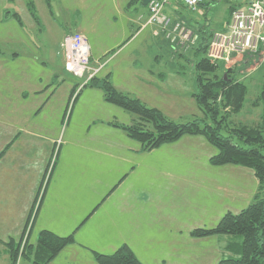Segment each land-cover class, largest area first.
<instances>
[{"label": "crops", "instance_id": "obj_1", "mask_svg": "<svg viewBox=\"0 0 264 264\" xmlns=\"http://www.w3.org/2000/svg\"><path fill=\"white\" fill-rule=\"evenodd\" d=\"M143 1L0 0V264H12L4 242L21 239L28 225L31 244L44 229L73 235L49 264H99L96 252L123 245L144 264H193L195 251L207 264L211 245L224 256L231 238L192 231L214 227L260 193L251 168L212 164L217 150L202 136L144 150L113 125L131 115L106 100L99 87L105 78L171 119L201 115L192 72L177 68L175 42L149 23ZM74 32L88 38L98 69L82 87L65 69L62 42ZM238 80L248 90L234 122L257 125L264 79L255 89ZM63 83L69 105L78 94L69 116L65 103L50 106Z\"/></svg>", "mask_w": 264, "mask_h": 264}, {"label": "trees", "instance_id": "obj_2", "mask_svg": "<svg viewBox=\"0 0 264 264\" xmlns=\"http://www.w3.org/2000/svg\"><path fill=\"white\" fill-rule=\"evenodd\" d=\"M209 3L205 6L204 16L210 9ZM230 14L231 7L229 18ZM186 23L189 25V22ZM192 24L200 38L194 48L198 55L194 64L196 90L193 97L201 115L177 121L160 109L147 106L139 98L116 90L107 78L100 80L99 87L108 102L131 115L129 122L115 120L113 125L126 131L144 150L177 141L185 135L202 136L217 150L210 160L212 164H234L254 171L260 188L256 199L239 213H226L214 227L194 229L192 236L222 235L231 238L225 255L217 264H264V87L256 101L262 106L260 122L253 126L235 123L234 116L245 104L247 85L234 77L232 69H224L221 63L207 58L208 42L214 31L208 29L210 22L194 21ZM177 53L181 59H187L183 53ZM94 81L95 78L90 83ZM25 232L19 240L9 238L4 242L12 264H17L21 258L32 260L34 264H49L74 241L73 235L62 236L44 229L39 233L37 242L31 244L25 239ZM95 257L99 264H144L128 245L111 254L96 252Z\"/></svg>", "mask_w": 264, "mask_h": 264}, {"label": "built area", "instance_id": "obj_3", "mask_svg": "<svg viewBox=\"0 0 264 264\" xmlns=\"http://www.w3.org/2000/svg\"><path fill=\"white\" fill-rule=\"evenodd\" d=\"M173 0H151L149 23L159 25L172 41L187 44L197 40L190 26L183 20H174L167 7ZM191 12L204 16L205 6L217 0H177ZM230 19L222 30H214L208 42L206 56L215 62H230L233 56L255 58L264 45V0H229ZM65 69L82 80L81 86L90 83L98 69L91 66V47L88 38L78 32L68 34L62 42Z\"/></svg>", "mask_w": 264, "mask_h": 264}, {"label": "rangeland", "instance_id": "obj_4", "mask_svg": "<svg viewBox=\"0 0 264 264\" xmlns=\"http://www.w3.org/2000/svg\"><path fill=\"white\" fill-rule=\"evenodd\" d=\"M176 2V1H175ZM209 11L208 14L206 16H198V14H194L192 13L188 8L182 6L178 1L176 3H174V5H176V11L173 12V10H171L169 7H167L166 12L172 17V18H176V19H180L183 20L185 22H189V26H191V30L193 31V37L196 38L197 40H195V42L192 41V38L190 40V42H188L187 44H181L178 42V40L174 41L176 44V49L177 52L179 51L180 53H183V55H185L186 58L177 60V68H182L183 70L191 71L192 72V77H194L195 75V59L197 57L198 54H196V51L194 48L197 47L198 42L200 40L199 35L197 34V31H194V26L192 24V22L194 21H201L203 24L205 22H210V27L208 26V29H214V30H222L223 25L229 21V9H230V2L229 0H217V1H213L209 3ZM182 17V18H181ZM174 19V20H176ZM191 60V65H189ZM264 61V50L262 48L260 55L255 57V58H243V57H237V56H233L230 60V62L228 63H224V62H219L223 65L222 68H230L233 70L232 74L238 78L241 77L245 80H247V84H249L250 88L252 87L253 89H255V84L264 79V67L261 68L258 72H256V70L260 67V65H262ZM215 62V61H214ZM249 73V75L247 76V74ZM68 75H65V77ZM189 77V76H187ZM186 77V78H187ZM247 78V79H246ZM68 79H70L71 82H74L75 79L68 76ZM244 81V80H243ZM81 81H80V85H81ZM68 89H69V84L68 83H63L61 86L58 87L57 92H56V97L55 100L50 104L54 106V109H57L58 107H60V105H62L63 103H65L64 106H66V109L68 111V116L70 114V111L72 109V106L74 104V101L77 97V93H75L74 98L71 100L70 105L69 103H67L68 101L66 100V97L68 96ZM254 91V90H253ZM252 91V92H253ZM187 97L188 93H184ZM186 99H189L188 97ZM193 103V105H191L189 108L193 109L195 106L194 102H190ZM189 104V103H188ZM65 109V112H66ZM54 112V111H52ZM245 118V116L243 117ZM66 125V124H65ZM65 125L63 127H65ZM6 126V125H4ZM57 127L60 128L61 125L59 123H57ZM58 131V130H57ZM3 161V160H2ZM5 163H7V158L5 159ZM212 249H209V252L207 253L206 256V260H207V264H215V262L220 259L221 255L223 256L222 252H220L218 250V248L216 247V250L214 249V245H211ZM224 253V252H223ZM225 255V254H224ZM201 257V253L199 251H195L192 253V258L191 261H193V264H199V263H203L204 259H200ZM192 264V262H191Z\"/></svg>", "mask_w": 264, "mask_h": 264}, {"label": "water", "instance_id": "obj_5", "mask_svg": "<svg viewBox=\"0 0 264 264\" xmlns=\"http://www.w3.org/2000/svg\"><path fill=\"white\" fill-rule=\"evenodd\" d=\"M150 2V0H144L143 3L144 5H147Z\"/></svg>", "mask_w": 264, "mask_h": 264}]
</instances>
